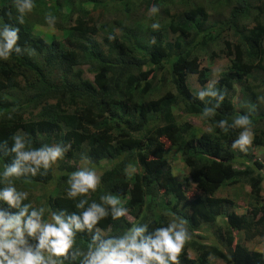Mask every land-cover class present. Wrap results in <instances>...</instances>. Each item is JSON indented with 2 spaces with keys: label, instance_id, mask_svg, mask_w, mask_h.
Segmentation results:
<instances>
[{
  "label": "trees",
  "instance_id": "16d2710c",
  "mask_svg": "<svg viewBox=\"0 0 264 264\" xmlns=\"http://www.w3.org/2000/svg\"><path fill=\"white\" fill-rule=\"evenodd\" d=\"M204 1L139 0L138 13L132 1L125 0L123 20L100 22L81 0H35L21 25L13 0H0V21L19 28L22 49V55L0 60V171L14 159L8 149L17 132L32 147L69 146L45 175L13 178L17 189L28 193L25 203L41 188L48 214L79 212L77 201L66 196L72 173L67 168L83 159L91 169L107 163L97 190L85 198L99 203L102 195H117L134 222L125 217L114 221L109 215L99 225L102 238L122 235L135 224L146 223L152 232L174 217L192 233L209 230L215 241L189 240L179 264H211V258L225 264H264L263 252L249 250L242 237L236 241L238 234L247 241L264 238L262 165L236 158L231 143L239 129L224 132L217 126L238 115L249 116L254 131L261 125L263 114L255 112V102L264 80L260 85L248 81H257L256 75L264 72V0ZM105 7L95 1L94 9ZM154 9L158 11L153 14ZM48 14L57 18L61 39L46 41L37 33L38 26H47ZM153 23L159 29H153ZM219 58H228L229 65L212 88L224 100H201L192 91L189 75L197 73L204 87L211 70L199 71L196 61L213 65ZM83 67L92 81L84 77ZM237 89L242 99L248 98V112L234 105ZM205 108L214 109L208 118L201 116ZM178 112L201 116L211 130L181 121ZM165 141L189 170L184 183L173 175ZM260 144L264 146V137ZM238 164L243 168H235ZM55 180L58 184L49 192ZM191 184L200 194L188 201L186 188ZM228 185L250 187L252 207L246 214H237L232 200L216 196ZM179 206H186L185 211ZM0 210L17 211L4 202ZM93 234L78 233L74 249L86 251ZM79 260L69 255L65 264Z\"/></svg>",
  "mask_w": 264,
  "mask_h": 264
},
{
  "label": "clouds",
  "instance_id": "9594fccd",
  "mask_svg": "<svg viewBox=\"0 0 264 264\" xmlns=\"http://www.w3.org/2000/svg\"><path fill=\"white\" fill-rule=\"evenodd\" d=\"M13 6L22 25L25 17L33 12L35 0H13ZM157 11L154 9L153 14ZM44 19L48 27L55 30L57 18L48 14ZM151 27L159 29L160 25L153 23ZM19 31L0 21V60H8L13 54L22 55L18 46ZM198 96L201 100L205 97L224 100L223 94L213 88L199 92ZM213 112L214 109L205 108L201 116L208 118ZM217 126L224 132L229 128L240 130L231 143L233 150L246 152L253 142L252 124L247 115H238L231 123L221 120ZM11 140L8 152L14 154V159L0 171V183L5 184L0 187V202L17 211L0 210V264H65L69 255L73 260L79 257V264H179L178 258L191 239L183 220H172L152 232L146 223L135 224L122 235L102 238L101 221L109 215L114 221L124 218L128 209L121 206V198L113 194L102 195L99 203H89L85 197L97 190L101 177L87 166L72 172L67 180L66 196L77 201L75 208L80 211L71 214L54 211L50 221H45V208L25 203L28 193L18 190L13 178L45 175L64 158L69 146L32 147L21 132L12 135ZM131 171L125 169L126 174ZM85 231L94 233L87 250L74 249L77 234Z\"/></svg>",
  "mask_w": 264,
  "mask_h": 264
},
{
  "label": "rangeland",
  "instance_id": "374dc122",
  "mask_svg": "<svg viewBox=\"0 0 264 264\" xmlns=\"http://www.w3.org/2000/svg\"><path fill=\"white\" fill-rule=\"evenodd\" d=\"M95 1L98 2H104L105 3V8H98L94 9L95 7ZM133 5H134V10L139 13V0H131ZM81 3L83 7H85L87 10L93 11V17L95 20L100 21V22H111L113 20H123L124 19V8L123 5L125 4V0H81ZM203 3H208V1H204ZM132 5V7H133ZM212 11V10H210ZM37 33L42 36L43 39L46 41L52 40V38H62V32L56 30H52L47 26H38L37 27ZM101 40V39H100ZM229 65V59L228 58H219L216 59L213 63V65H210L209 62L204 61V60H198L196 61V67H198V70H202L204 67H209L211 70L210 73V81L203 87L200 85L198 82V74L197 73H191L189 75V83L192 88V91L195 93H199L201 91H204L207 88H212L215 83L220 78L221 72ZM195 68V65L193 66ZM83 74L84 77L89 79L90 81L93 80V75L89 73L87 67H83ZM258 78L257 81L255 80H249L248 82H251L255 85H260V81L264 80V72L259 73L256 75ZM260 88H257L256 93L258 94V101L255 102V112L263 114V117L261 119V125L258 130H252L253 132V142L252 144L248 147L246 152H241L239 150H236V158L237 159H242L246 158L250 163L253 162H259L262 165V168L260 170L261 175L264 177V146L260 144V140L262 137H264V85L259 86ZM251 99V98H250ZM250 101V100H249ZM234 105L238 111L245 110L249 111V108L247 105L248 98L242 99L240 90L237 89L236 95L234 97ZM178 117H180L181 121L189 122L193 127L198 128L202 131H210L211 128L209 124H207L206 120L202 118L201 116H192V115H186L183 113H177ZM165 143V148L167 149V159L169 162V165L172 169L173 175L175 179L180 182L184 183L185 178L189 176V170L187 169L186 165L184 164L180 154L171 147L170 143L164 142ZM252 161V162H251ZM239 163V162H238ZM87 164V165H86ZM109 164L103 163L101 165V168H94L93 170L96 171L98 176H101L104 169L108 167ZM242 165V164H241ZM241 165H236L235 168L237 169H242L243 167ZM89 167V164L86 160H80V162L77 164L76 162L71 163L70 167L67 168L69 171H76L79 170L82 167ZM58 184V181L55 180L54 183H52L50 186L47 187L48 191L50 192L55 185ZM263 191L261 192V203L264 205V182H263ZM44 190L39 189L35 191L32 194L31 197V204L35 208H40L44 207L45 208V214L43 219L45 221H50L51 215L48 214V209L46 207V200L42 199ZM250 192V187L248 186H239V185H228L225 187H222L217 193V197H222V198H228L234 202V211L237 214H246L251 206V200L248 196V193ZM200 192L196 188L195 185L191 184L186 188V196L188 201L195 199L197 196H199ZM256 203V202H255ZM254 203V204H255ZM179 209L182 211H185L186 206H179ZM127 220L130 222H134V217L131 216L129 213L125 217ZM175 220L174 217H169V222ZM187 229V228H186ZM191 239L190 240H201V238L205 237L206 242L208 243H214V239L211 238L210 231L207 229H201L200 231H196L192 233L189 229H187ZM242 237L241 243L245 245L249 250L252 251H257V252H263L264 253V238H255L253 241H247L243 238V235H236V241ZM244 239V240H243ZM30 243L33 245L35 244L34 240H30ZM189 254L193 257L194 254L192 252H189ZM211 264H225L224 261L216 259V258H211Z\"/></svg>",
  "mask_w": 264,
  "mask_h": 264
}]
</instances>
